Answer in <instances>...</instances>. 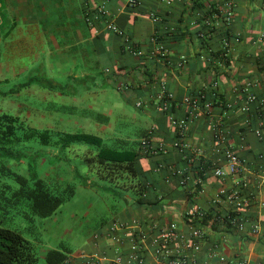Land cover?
<instances>
[{
	"label": "crops",
	"instance_id": "1",
	"mask_svg": "<svg viewBox=\"0 0 264 264\" xmlns=\"http://www.w3.org/2000/svg\"><path fill=\"white\" fill-rule=\"evenodd\" d=\"M128 1L0 0V53L6 52L7 58L32 53L29 64L18 67L31 71L33 75L27 81L34 83L19 89L20 83L13 92L24 90L48 102H53L55 95L61 105L79 108L71 103L73 99L67 95L65 85L51 79L56 88H47L46 80L41 83L39 75L46 74L47 68L52 74L66 75L68 80L105 75L106 83L98 88L116 92L118 119H113L116 110L106 107L104 96L97 90L86 94L91 100L88 107L96 106L102 110L99 113L109 117L104 123L106 138L136 142L139 147L142 179L130 185L138 196L127 197L124 204L111 203L110 216L93 222L85 223L83 216L76 215L78 223L66 233L61 232L49 249L69 250L65 264H88L91 256L103 260L96 264H118L113 261L118 254L123 256L122 264H137L130 259L132 234L141 226L149 232L144 253L146 264H150L153 238L162 230L151 226L165 228L176 222L186 230L185 212L191 205L201 204L209 211L204 223L205 251L224 254L231 264H264V106L257 101L248 113L239 108L242 85L247 81H253L254 91L264 96V0H138L136 6H129ZM227 1L233 5L230 16L225 14ZM103 4L107 17L124 30L130 42L96 18ZM206 30L209 32L202 35ZM162 45L168 51L166 60L158 55ZM130 47L144 51V55L134 54ZM182 56L187 61L180 64ZM11 66L15 69L12 62L4 67L8 71ZM8 80L0 74V82ZM215 81L219 89L212 112L201 113L193 122L187 141L201 148V167L206 166L220 157L215 150L219 146L215 130H222L227 146L243 158L244 169L239 175L219 178L207 168L201 170L200 184L184 187L174 171L194 174L195 166L188 161L189 149L182 151L174 146L177 130L159 98L160 85L166 83L172 97L171 110L180 117L186 108L178 103ZM235 101L233 107L228 106ZM28 111L31 117L40 116V110L34 107L28 106ZM160 145L165 149L153 154L145 152L146 146ZM235 186L246 193L242 214L259 224L255 231H226L213 220L214 213L225 214L231 209L218 196L220 190ZM82 199L97 214L113 202L104 194ZM113 225L124 227L119 230L120 242L111 240ZM66 236L75 248L63 244Z\"/></svg>",
	"mask_w": 264,
	"mask_h": 264
},
{
	"label": "rangeland",
	"instance_id": "2",
	"mask_svg": "<svg viewBox=\"0 0 264 264\" xmlns=\"http://www.w3.org/2000/svg\"><path fill=\"white\" fill-rule=\"evenodd\" d=\"M7 55L8 54L6 52L0 53V63H2L0 64V74L3 73V77L6 76V78L8 77L9 79L8 81L0 82V114L9 113L19 115L21 120H23L25 127L31 126L40 130L47 128L51 129L53 130V139H57L59 137L58 133L54 131L60 129H63V132L84 131L102 135L105 137L106 142L109 145H112L114 140L106 138V135L103 132L104 123L98 122L92 116L82 117L79 113V110L84 108H89L95 112L102 111L96 106H93V108H91L92 106L88 107L91 100L86 97V94L89 91L97 90L99 91V94L104 96L105 99L103 100V103L106 107L114 108L116 110V114L113 116V119H118L119 114L117 112L120 110L118 108L119 106L114 102L116 101V92L112 90V88H109L106 91H101L99 90L100 88H98L99 85L102 86L106 83L105 75L98 74V76H88L85 79L80 78V80L83 81L75 78L68 80L66 75L58 73L52 74L49 68H47L46 74L39 75L42 80L41 83L49 78L60 83L62 86L65 85L67 95L70 100H74L70 102L79 106V114L50 110L47 108L50 104L48 101H43L41 98L30 96L24 90H20L18 94L13 92L20 83L27 81L29 76L33 75L31 71H22L19 70L18 67V64L21 63L29 64L32 53H17L14 58H7ZM8 62H12L15 69L11 66L10 70L7 71L4 66L7 65ZM54 63L56 62L54 61ZM75 93H78L79 95H76ZM82 95H84V99H80V96ZM107 97L109 98L107 99ZM51 99L53 101L52 103H62L55 95H53ZM83 100L85 102H83ZM12 101L13 106L11 105ZM28 106L40 110V116L31 117L29 114L30 112L28 111ZM100 109H102V107H100ZM61 117L66 119H61ZM130 126L133 128V125ZM28 144H32L34 146L30 153L29 149L26 148ZM16 148L25 150L28 153L29 159H35L36 171L40 178L46 181L56 182L63 188L69 184L76 188V193L63 203L55 214L47 218L37 217V224L39 225L41 231L40 238L42 240V242L38 245L40 264H46V253L49 247L56 243L60 233L63 231L66 233L69 227L75 226L78 223L76 221V215H79L80 217L83 216L82 219L83 221L85 220V223L93 222L96 221V219L110 216L109 213L113 212V209L110 207L111 203L117 202L124 204L127 197L136 198L138 196L130 185L133 182L137 183L139 178L128 177L125 175L122 178H115L113 181L105 180L97 176L96 173L91 170L90 163L84 160V157L86 153H89L88 150H96V147L93 145L74 143L70 150H65L60 149L56 144H54V146H47L36 138L29 142L26 141L24 144L17 146ZM8 165L17 172L27 176L29 174L26 159L22 162L12 160ZM1 183L11 185V189L13 190L19 187V183L10 176H2ZM101 194L111 196L113 198V202H108L107 205L101 209V212L97 214L94 211V208H90L89 204L87 205L85 202L86 200L82 198H88L90 196L98 197ZM27 225V220L21 215H13L7 219L3 226L22 230L27 237H30L29 231L25 229ZM61 239H63V237H61ZM63 240V244L75 248V243L67 239V236Z\"/></svg>",
	"mask_w": 264,
	"mask_h": 264
},
{
	"label": "trees",
	"instance_id": "3",
	"mask_svg": "<svg viewBox=\"0 0 264 264\" xmlns=\"http://www.w3.org/2000/svg\"><path fill=\"white\" fill-rule=\"evenodd\" d=\"M32 83L34 80L22 83L19 89ZM46 87L55 89L56 84L47 78ZM47 108L72 114L78 113L79 110L75 106L52 102ZM79 113L84 117L92 116L101 123L109 121L108 116L93 110L81 109ZM23 123L19 115L0 114V264H40L38 245L42 240L37 217L52 216L76 193L73 185L69 184L63 188L56 182L40 178L36 171L35 159H29L28 153L21 148L17 149V146L36 138L47 146L56 144L60 149L65 150L74 143L93 145L96 147L95 153H86L84 160L90 163L91 170L97 176L112 181L125 175L140 178V182L142 179L139 169V147L136 146L138 144L136 142L115 140L109 145L102 136L94 133L60 130L54 131L59 137L53 139V130L25 127ZM33 147L32 144L27 145L29 153ZM24 159L27 160L28 176L8 165L12 160L22 162ZM1 175L12 177L19 183V187L13 190L11 185L1 183ZM135 186L139 188V184ZM13 215H21L27 220L28 225L25 229L29 231L30 237H27L22 230L3 226ZM208 216L202 220L203 223H206ZM68 253L69 250L63 247L52 248L47 251L45 259L47 264H65L69 257Z\"/></svg>",
	"mask_w": 264,
	"mask_h": 264
},
{
	"label": "built area",
	"instance_id": "4",
	"mask_svg": "<svg viewBox=\"0 0 264 264\" xmlns=\"http://www.w3.org/2000/svg\"><path fill=\"white\" fill-rule=\"evenodd\" d=\"M138 0H129V6H136ZM107 8L103 4L98 8L96 18L104 20L107 28L126 38L129 41V37L126 35L123 29H121L113 20L107 17ZM233 13V5L231 1H227L225 6V14L230 16ZM208 28L211 29V23H208ZM208 30L204 31L202 35H205ZM130 42V41H129ZM130 50L137 55H144V51L139 49ZM161 60L168 58V51L165 46H160L158 50ZM187 60L185 56L180 58V64L185 63ZM161 89L159 92V98L165 110L169 111V120L171 124L177 130V136L174 142V146L182 151L190 150L188 161L192 163L194 167V174L184 171H174L179 175V183L181 186L196 187L201 183V170L212 169L215 176L223 178L227 175H239L244 169V160L239 153L234 152L226 144V136L222 130H215V138L218 141V145L215 147L216 153L219 154V158L212 163H208L206 166L201 167V148L193 147L187 141V135L191 129L193 122L201 116V113L210 114L213 109L214 102L218 98V82H213L210 86L200 89L193 94L186 95L179 106H185L186 112L184 116H176L172 112L171 108L173 104L171 94L169 93L166 83L161 82ZM255 83L253 81H247L242 85V103L239 108L242 112H250L251 104L259 102L261 106H264V96H259L254 91ZM235 102H229L228 106L233 107ZM140 105V104H139ZM216 126V125H215ZM217 127V126H216ZM223 145V146H222ZM164 150V146L155 148L153 146H146L145 152L147 154L157 153L158 150ZM206 171V170H205ZM220 198L224 199L230 206L228 213H214L213 220L226 231L236 230L238 232H246L250 230H257L259 224L246 219L242 210L246 203V193L242 187L223 188L220 190ZM209 215V211L205 209L201 204H193L185 212L186 230L180 229L176 222L170 223L167 227H162L158 224H153L151 228L153 230L162 229L160 235L153 238L151 256L152 261L150 264H231V260L224 254H218L215 251H205L204 245L207 238V231L202 220ZM123 226L113 225L111 227V240L114 242H120L121 235L119 230L123 229ZM149 233V232H148ZM147 232L142 230L141 226H138V231L133 233L134 241L131 244V260L137 264H146L144 251L148 249L145 246V240L148 237ZM136 236V237H135ZM105 260H108L105 258ZM103 261L97 257L91 256L88 258V264H96ZM118 264L124 262L122 254H118L113 260ZM105 264V262L103 263Z\"/></svg>",
	"mask_w": 264,
	"mask_h": 264
}]
</instances>
